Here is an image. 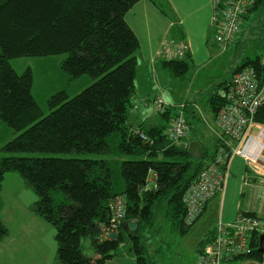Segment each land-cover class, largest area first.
I'll return each mask as SVG.
<instances>
[{
    "label": "trees",
    "instance_id": "obj_1",
    "mask_svg": "<svg viewBox=\"0 0 264 264\" xmlns=\"http://www.w3.org/2000/svg\"><path fill=\"white\" fill-rule=\"evenodd\" d=\"M139 1L0 0V119L18 132L4 148L15 154L106 156L0 157V192L10 171L21 174L34 189L38 200L31 209L56 228L58 264H105L123 253L134 256L136 264H156L149 256L144 234L154 224L155 209L166 206L173 222L189 228L183 221V195L215 154L216 145L208 150L202 143L203 157L194 159L189 144L196 137L191 135L186 145L182 143L188 139L180 143L169 139L166 131L174 111L161 113L155 103L163 95L153 99L161 124L137 128L130 122L141 44L126 15ZM150 1L172 17L166 0ZM262 5L264 0H257L250 13ZM54 54H66L63 67L72 78L88 75L93 81L72 97L66 90L56 92L48 100L50 112L45 115L32 92V70L19 74L10 60ZM259 58L249 59L234 72L258 63ZM160 63L173 78L184 77L191 66L189 50L182 58L161 57ZM227 83L209 94L207 102L215 117L226 103L222 89ZM184 104L193 129V121L204 116L198 113L194 100ZM255 120L264 124V106ZM151 173L157 175L156 188H147ZM116 195L126 197V219L117 238L100 240L101 226L110 222V201ZM133 221L138 223L136 229L130 227ZM8 234L9 228L0 218V241ZM251 236V251L228 264L244 260L264 264L261 235L256 232ZM86 238L96 255L85 252ZM213 239L199 243V254Z\"/></svg>",
    "mask_w": 264,
    "mask_h": 264
},
{
    "label": "crops",
    "instance_id": "obj_2",
    "mask_svg": "<svg viewBox=\"0 0 264 264\" xmlns=\"http://www.w3.org/2000/svg\"><path fill=\"white\" fill-rule=\"evenodd\" d=\"M166 2L172 17L163 14L150 0H140L126 15L127 22L141 44V58L136 77L137 91L130 117V122L137 128H148L162 122L153 99L158 95L166 98L167 90L170 89L174 80L160 63V51L168 44L175 46L183 41L188 45L191 57L190 68L201 69L215 56L224 53L216 41L217 29L213 25V0H166ZM248 16L245 18L243 27L247 20L251 19V16ZM186 100L188 99L172 101L181 103ZM194 102L196 104L193 105L198 106L197 111L204 118L193 121L195 134H192L191 129L190 139L193 135L202 144V139L211 137L209 141L212 144L209 146L213 149L216 145L214 113L208 102L206 112L197 101L194 100ZM152 109L158 117L151 112ZM263 128L264 124L252 125L242 140L234 143L253 157L257 155L261 157L254 163H248L243 156H234L223 189L210 200L202 216L192 226L187 229L180 227L169 218L166 206L157 208L154 224L144 232L146 244L150 243L156 252L169 254L177 260L170 264H198L199 251L196 247L202 240L215 236L216 226L220 222L234 221L241 210L260 213L261 198L264 196V135L262 136L263 144L257 142L255 138L261 130H264ZM199 129L204 132L199 133ZM190 139L182 144L186 145ZM34 218H36L37 226L18 228L13 234L19 236H14L9 230V234L0 241L1 264H58L57 251L56 256L52 257L53 260L49 256V251L56 249V228L50 227L49 223L40 216ZM87 249L88 255H96L90 240ZM187 255H191L189 260H186ZM163 258L165 259L166 256ZM105 264H136V261L134 256L123 253ZM238 264L261 263L244 260Z\"/></svg>",
    "mask_w": 264,
    "mask_h": 264
},
{
    "label": "built area",
    "instance_id": "obj_3",
    "mask_svg": "<svg viewBox=\"0 0 264 264\" xmlns=\"http://www.w3.org/2000/svg\"><path fill=\"white\" fill-rule=\"evenodd\" d=\"M257 0H213V25L216 27V41L222 51H227L240 34L246 16ZM188 52V45L181 42L167 45L160 56L166 59L182 58ZM224 97L225 105L214 120L216 149L212 160L208 161L198 178L187 188L183 195L185 208L184 224L192 226L204 213L210 200L219 193L229 174L230 163L234 156H243L248 163H254L260 155L252 154L235 142H240L248 129L255 124L256 115L264 106V54L256 64H247L233 72L227 83ZM161 113L174 111L167 127V136L173 143L189 139L191 126L185 115L184 103H172L163 96L155 100ZM197 107V106H196ZM263 124V123H260ZM264 129V128H263ZM264 130L255 138L262 142ZM146 139V135L141 133ZM157 175L148 179L147 188L157 187ZM262 211L252 213L241 210L234 221L220 222L216 226L214 239L199 254L198 264H228L234 257L251 251V235L264 234V196L261 198ZM127 216V200L124 195H116L110 201V222L101 226L100 240L110 239L111 233H118Z\"/></svg>",
    "mask_w": 264,
    "mask_h": 264
},
{
    "label": "rangeland",
    "instance_id": "obj_4",
    "mask_svg": "<svg viewBox=\"0 0 264 264\" xmlns=\"http://www.w3.org/2000/svg\"><path fill=\"white\" fill-rule=\"evenodd\" d=\"M250 16L251 19L249 21L247 20L246 25L243 27V32L241 35L239 34L240 36H237L239 37L238 40L234 42L227 51L215 56L205 67L201 69L191 67L184 77L173 78L174 80L170 85V91L167 90L166 93L167 99L163 97L175 104L176 102L172 101L174 99L183 100L186 98L189 101L195 100L200 104L202 110L206 112L205 109L208 105L207 100L209 94L221 83L225 81L226 83L229 82L234 70L240 65H243L249 59L264 54V5H262L254 15L250 13ZM65 58L66 54H54L48 56H24L10 60L11 65L19 74H23L28 69L32 70L34 77L32 92L41 105L45 115L50 112L48 100L56 92L66 90L70 97H72L90 85L93 81V78L88 75H83L82 78H72L63 67ZM151 112L158 117L154 109H152ZM202 132L204 131H200L199 129V133ZM192 134H195L194 131ZM17 135L18 132L0 119V157L7 155L60 156L65 158L106 157L102 154L78 152L57 154L50 152H20L16 154L8 152L4 146ZM210 138H204L202 142L204 146L206 145V148L212 150V147L209 146L212 144H210ZM117 170H119L118 167ZM36 200H38L37 194L21 174L15 171L6 173L0 192V218L12 234L16 233L17 229L23 226H37L36 218L34 217H39V215L31 209L32 204ZM49 225L54 228L52 224L49 223ZM13 235L19 236L16 234ZM88 243V238L83 240L84 250L87 254H89L87 249ZM147 246L149 256L153 261L159 264H170L172 261H177L175 258L173 259L169 256V254L161 251L156 252L154 246L150 243H148ZM55 247V251H49L51 260H53L52 257L54 258V255L56 256V242ZM197 248L198 246L196 249ZM165 256L166 258L164 259L163 257ZM190 256L191 255H187L186 260H189Z\"/></svg>",
    "mask_w": 264,
    "mask_h": 264
},
{
    "label": "water",
    "instance_id": "obj_5",
    "mask_svg": "<svg viewBox=\"0 0 264 264\" xmlns=\"http://www.w3.org/2000/svg\"><path fill=\"white\" fill-rule=\"evenodd\" d=\"M225 88L223 89V91H225ZM189 153L194 159H198V160L202 159L203 154H204V149H203L202 144L197 140L191 141L189 144ZM137 225H138V223L136 221H133L130 223V227L132 229H136ZM110 237L112 239L117 238V233H114V232L111 233ZM261 240H262L261 241V248L263 249L264 248L263 247L264 246V234H261Z\"/></svg>",
    "mask_w": 264,
    "mask_h": 264
}]
</instances>
